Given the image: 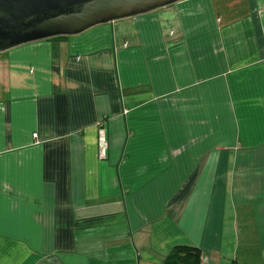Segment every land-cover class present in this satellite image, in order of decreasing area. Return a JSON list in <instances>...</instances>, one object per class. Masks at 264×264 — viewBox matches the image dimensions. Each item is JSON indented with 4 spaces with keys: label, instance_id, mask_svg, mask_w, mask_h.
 Listing matches in <instances>:
<instances>
[{
    "label": "crops",
    "instance_id": "0c3cea01",
    "mask_svg": "<svg viewBox=\"0 0 264 264\" xmlns=\"http://www.w3.org/2000/svg\"><path fill=\"white\" fill-rule=\"evenodd\" d=\"M237 1L0 52V264H264V0Z\"/></svg>",
    "mask_w": 264,
    "mask_h": 264
},
{
    "label": "water",
    "instance_id": "95a60500",
    "mask_svg": "<svg viewBox=\"0 0 264 264\" xmlns=\"http://www.w3.org/2000/svg\"><path fill=\"white\" fill-rule=\"evenodd\" d=\"M180 0H0V52L77 35L93 26L151 12Z\"/></svg>",
    "mask_w": 264,
    "mask_h": 264
},
{
    "label": "trees",
    "instance_id": "16d2710c",
    "mask_svg": "<svg viewBox=\"0 0 264 264\" xmlns=\"http://www.w3.org/2000/svg\"><path fill=\"white\" fill-rule=\"evenodd\" d=\"M64 37L56 36L51 39ZM161 264H200V251L195 247L176 245L169 250Z\"/></svg>",
    "mask_w": 264,
    "mask_h": 264
},
{
    "label": "built area",
    "instance_id": "2783aa9c",
    "mask_svg": "<svg viewBox=\"0 0 264 264\" xmlns=\"http://www.w3.org/2000/svg\"><path fill=\"white\" fill-rule=\"evenodd\" d=\"M96 145H97V158L104 160L107 152V141L105 137V130L101 122L97 123ZM35 136V134H33Z\"/></svg>",
    "mask_w": 264,
    "mask_h": 264
},
{
    "label": "rangeland",
    "instance_id": "374dc122",
    "mask_svg": "<svg viewBox=\"0 0 264 264\" xmlns=\"http://www.w3.org/2000/svg\"><path fill=\"white\" fill-rule=\"evenodd\" d=\"M224 1H231V0H224ZM246 0L244 1H237L236 3H234V5L232 6V8H234L233 10L236 11L235 14L237 13H241L244 12L246 10Z\"/></svg>",
    "mask_w": 264,
    "mask_h": 264
}]
</instances>
